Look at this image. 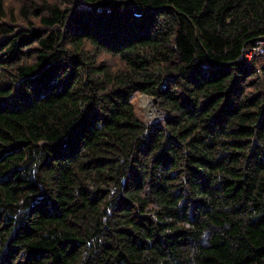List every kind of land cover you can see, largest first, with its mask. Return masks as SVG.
I'll list each match as a JSON object with an SVG mask.
<instances>
[{"label": "trees", "instance_id": "1", "mask_svg": "<svg viewBox=\"0 0 264 264\" xmlns=\"http://www.w3.org/2000/svg\"><path fill=\"white\" fill-rule=\"evenodd\" d=\"M260 37L264 0H0V264H264Z\"/></svg>", "mask_w": 264, "mask_h": 264}, {"label": "bare ground", "instance_id": "2", "mask_svg": "<svg viewBox=\"0 0 264 264\" xmlns=\"http://www.w3.org/2000/svg\"><path fill=\"white\" fill-rule=\"evenodd\" d=\"M142 98H141V106L143 111L146 112L147 115L149 116H155L156 114V109L155 106L153 104V101L150 100L148 97H146L144 93H141ZM144 96V97H143ZM150 96V95H147Z\"/></svg>", "mask_w": 264, "mask_h": 264}, {"label": "rangeland", "instance_id": "3", "mask_svg": "<svg viewBox=\"0 0 264 264\" xmlns=\"http://www.w3.org/2000/svg\"><path fill=\"white\" fill-rule=\"evenodd\" d=\"M144 94H146V93H144ZM141 95H142L141 93H137V94H135L136 108H137V110H139L141 113H143L145 119H151V118H156V117L160 116V115H159L160 111H159V110L157 109V107L155 106V104H154V98H153L152 95L147 96L148 94H146L145 96L148 97V98L150 97L149 99L153 101V104H154L155 109H156V114H155V116H149V115L146 114L145 111H143L142 106H141V98H142ZM143 97H144V96H143Z\"/></svg>", "mask_w": 264, "mask_h": 264}, {"label": "built area", "instance_id": "4", "mask_svg": "<svg viewBox=\"0 0 264 264\" xmlns=\"http://www.w3.org/2000/svg\"><path fill=\"white\" fill-rule=\"evenodd\" d=\"M262 51H264V38L260 37L255 40L254 44L250 48L247 49V54L251 56L256 55Z\"/></svg>", "mask_w": 264, "mask_h": 264}, {"label": "water", "instance_id": "5", "mask_svg": "<svg viewBox=\"0 0 264 264\" xmlns=\"http://www.w3.org/2000/svg\"><path fill=\"white\" fill-rule=\"evenodd\" d=\"M158 110L160 111L159 115H162L163 112L161 111V109H158Z\"/></svg>", "mask_w": 264, "mask_h": 264}]
</instances>
